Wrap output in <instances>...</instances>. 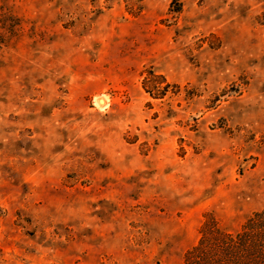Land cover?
Masks as SVG:
<instances>
[{
    "label": "rangeland",
    "instance_id": "obj_1",
    "mask_svg": "<svg viewBox=\"0 0 264 264\" xmlns=\"http://www.w3.org/2000/svg\"><path fill=\"white\" fill-rule=\"evenodd\" d=\"M263 207L264 0H0V264H239Z\"/></svg>",
    "mask_w": 264,
    "mask_h": 264
},
{
    "label": "trees",
    "instance_id": "obj_2",
    "mask_svg": "<svg viewBox=\"0 0 264 264\" xmlns=\"http://www.w3.org/2000/svg\"><path fill=\"white\" fill-rule=\"evenodd\" d=\"M144 91L152 98L161 99L165 92L153 94L142 86ZM239 264H264V207L248 218L243 230L238 235Z\"/></svg>",
    "mask_w": 264,
    "mask_h": 264
}]
</instances>
